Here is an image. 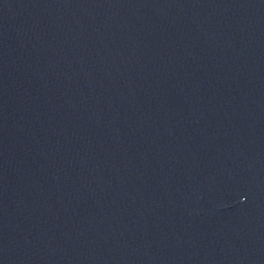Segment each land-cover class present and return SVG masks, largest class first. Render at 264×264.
I'll return each instance as SVG.
<instances>
[{"label": "water", "instance_id": "95a60500", "mask_svg": "<svg viewBox=\"0 0 264 264\" xmlns=\"http://www.w3.org/2000/svg\"><path fill=\"white\" fill-rule=\"evenodd\" d=\"M0 264H264V0H0Z\"/></svg>", "mask_w": 264, "mask_h": 264}]
</instances>
